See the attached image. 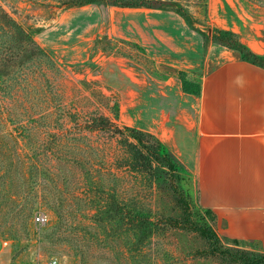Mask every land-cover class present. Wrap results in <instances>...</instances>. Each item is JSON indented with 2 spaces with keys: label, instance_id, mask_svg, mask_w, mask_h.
<instances>
[{
  "label": "rangeland",
  "instance_id": "374dc122",
  "mask_svg": "<svg viewBox=\"0 0 264 264\" xmlns=\"http://www.w3.org/2000/svg\"><path fill=\"white\" fill-rule=\"evenodd\" d=\"M179 1L209 39L214 27L237 22L238 12L256 15L264 29V0H204L205 17L203 0ZM67 2L0 0V11L42 49L23 61L17 83L0 73V88L17 86L13 98L0 90V238L8 241L0 250V264H47L52 257L57 264H235L230 251L262 253L258 242L247 240L238 245L223 242L228 250L222 253L190 225L196 209L191 200L186 198L187 206L182 202L187 193L182 178H190L196 191L194 173L172 154L177 173L169 170L163 158L157 153L155 158L147 156L129 136L125 127L141 131L148 147L157 139L123 124L117 95L95 77L92 58L98 50L114 51L152 74H167L168 69L158 70L137 44L121 38H97L86 51L78 44L59 49L63 33L58 28L78 18L67 15ZM2 31L0 59H7L16 42ZM23 50L14 55L16 64L26 57ZM14 68L10 74L15 77ZM181 79L184 89L197 82L195 76ZM45 102V124H32L31 139L20 137L10 116L22 118L21 123L30 115L40 119L36 113L42 106L46 110ZM39 142L44 143L42 149L37 148ZM38 213L45 221H35ZM142 214L153 223L149 241Z\"/></svg>",
  "mask_w": 264,
  "mask_h": 264
},
{
  "label": "crops",
  "instance_id": "0c3cea01",
  "mask_svg": "<svg viewBox=\"0 0 264 264\" xmlns=\"http://www.w3.org/2000/svg\"><path fill=\"white\" fill-rule=\"evenodd\" d=\"M66 13L78 18L58 28L59 49L78 44L86 51L97 38H121L137 44L158 70L168 69L152 74L114 51L92 58L95 77L117 95L123 124L152 134L194 173L197 202L214 213L215 231L264 250V67L202 36L174 11L90 3ZM237 16L221 27L264 55L256 15ZM181 76L197 82L184 89Z\"/></svg>",
  "mask_w": 264,
  "mask_h": 264
},
{
  "label": "trees",
  "instance_id": "16d2710c",
  "mask_svg": "<svg viewBox=\"0 0 264 264\" xmlns=\"http://www.w3.org/2000/svg\"><path fill=\"white\" fill-rule=\"evenodd\" d=\"M90 3H104L111 6H117V7H145V8H155V9H164V10H170L174 11L177 14H179L185 22L195 31L199 32L202 36L207 38L206 33L202 30V28H198L197 25L199 24L194 18H192V15L188 13V10L180 3L179 0H68V2L65 4L64 7L71 8V7H78L82 5H88ZM207 2H202V11L203 16L205 17L207 13ZM0 20L3 22L0 25V29L2 31L3 35L10 36L16 45L11 46L9 50V56L7 59L2 58L0 59V73L1 75H6V80H11L10 82H13L14 84L18 82L17 80V71L22 70V63L23 61L30 59L33 55H36L38 53H42V49L34 42L32 36L30 33L25 32L23 29L18 27L16 23L11 19V16L9 17L8 14H6L3 10L0 11ZM8 29L6 31V29ZM8 32H13L14 35H10ZM212 42L221 44L227 48L234 49L239 52L242 60L248 61L250 63H253L255 65L263 66L264 67V55H258L249 50V48L242 43L239 40L238 34L232 30H225L222 28L214 27L211 37ZM24 43V44H21ZM30 45L31 49L29 47ZM24 47V55L25 58L21 59L20 63L16 64L17 61H14L15 54L17 51L22 49ZM11 60H8L10 59ZM15 66V68H14ZM10 68L16 70L15 77L10 74ZM10 74V76H9ZM9 89L3 90V87L0 88V90H3V95H5L7 98H13L15 91L17 90V86H9ZM42 100L44 99L43 96H41ZM45 101V99H44ZM46 110H44V107L42 106L40 110L36 114L39 116L40 119L33 118V116H28L26 118V122L21 123L22 118H13L10 116L9 121L15 124V127L18 131V134L20 137H26V139H31V136H29L28 131L30 128H32V124H41L44 125L45 121L44 119H47V112L49 103L45 102ZM27 105L23 106L25 108ZM57 108V107H55ZM8 109H13V106H10ZM44 112V114H42ZM87 123V122H85ZM38 124V125H39ZM125 131L128 132L129 136L136 139V142L140 145H142L143 148H145L146 154L149 157L155 158V153H157L161 158L165 160L166 167H168L169 170L174 171L175 170V163L172 161L171 154L165 149V147L160 143L159 140L155 139V144L153 146H147L143 144V137L144 134L139 131L138 129H134L131 127H125ZM150 137H153L152 134H149ZM136 145H133V148H135ZM44 147L43 142H39L37 144V148L42 149ZM42 153H45L44 151ZM133 167V166H130ZM132 169V168H131ZM178 177L181 178L180 174H176ZM184 180V184L186 186L187 193L184 195V200L182 201L185 206H187V200H191L193 202V207H195L196 212L195 216L196 219L194 221L190 222V225L194 226V229L204 238V240L208 241L209 244L212 246V248L216 250H224L222 253H224L227 248L223 246L224 243H231L234 245H238L242 240L232 239L225 236H220L215 229L213 228L212 224L215 221V215L209 208L199 207L197 200H195V189L192 187V182L190 178H182ZM187 198V200H186ZM137 217V214L134 215V217H131V220H134ZM140 221L144 224V228L146 230L145 237L148 239V241L151 239V236L153 235V229L151 228V225L153 223L148 219L147 216L140 217ZM144 231V230H143ZM256 242V241H254ZM215 253V252H214ZM230 256V260L233 261L235 264H264V251L260 254H254L250 252H245L242 250H233V252L228 253Z\"/></svg>",
  "mask_w": 264,
  "mask_h": 264
},
{
  "label": "built area",
  "instance_id": "2783aa9c",
  "mask_svg": "<svg viewBox=\"0 0 264 264\" xmlns=\"http://www.w3.org/2000/svg\"><path fill=\"white\" fill-rule=\"evenodd\" d=\"M45 219L46 218H45L44 214H42V213H38L35 215V221L37 223H41V222L45 221ZM7 244H8L7 240L0 238V250L2 248H4ZM47 264H57V258H55V257L50 258V260L48 261Z\"/></svg>",
  "mask_w": 264,
  "mask_h": 264
}]
</instances>
